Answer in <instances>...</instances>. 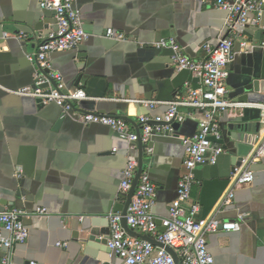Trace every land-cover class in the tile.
Segmentation results:
<instances>
[{
    "label": "crops",
    "instance_id": "0c3cea01",
    "mask_svg": "<svg viewBox=\"0 0 264 264\" xmlns=\"http://www.w3.org/2000/svg\"><path fill=\"white\" fill-rule=\"evenodd\" d=\"M78 5L92 36L77 49L54 52L51 60L69 89L82 87L89 99L74 103V111L63 118L58 102L44 104L0 88V210L49 211L25 219L30 236L16 246L14 264H125L111 254L108 244L89 250L75 233L84 224L107 232L109 214L126 209L131 194L121 193L120 184L129 157L139 159L157 185L156 215L168 216L185 157L181 137L197 132L202 112L182 108L186 119L178 122L173 134L156 133L152 153L140 142L122 139L109 126L85 125L78 113L123 117L139 132L140 115L163 114L167 102L184 95L188 85L201 86L197 73L175 68L172 49L160 43L174 37L189 57L203 60V46L217 43L227 17L218 0H79ZM56 26L54 13L43 9L40 0H0V83L5 88L33 87L38 67L28 55ZM110 27L127 39L107 38ZM239 30L242 38L236 41V58L226 80L228 96L263 103L264 19ZM20 32L27 38L4 36ZM241 39L249 43L242 47ZM137 99L161 103L149 107ZM240 122H260L258 132H249L257 140L264 133L259 109L225 112L220 117L223 140L217 143L227 152L217 165L195 171L193 197L201 204L200 216L241 222L240 231L208 235L216 264H264V158L250 165L253 183L238 187L233 203L223 204L233 188L231 173L245 169L255 151L244 156L235 146L234 126ZM59 242L67 244L58 246Z\"/></svg>",
    "mask_w": 264,
    "mask_h": 264
},
{
    "label": "built area",
    "instance_id": "2783aa9c",
    "mask_svg": "<svg viewBox=\"0 0 264 264\" xmlns=\"http://www.w3.org/2000/svg\"><path fill=\"white\" fill-rule=\"evenodd\" d=\"M79 0H40L43 9L52 11L56 28L29 54V59L38 64L34 74L33 87L11 90L0 83V88L19 96L40 99L44 104L58 102L63 105L62 117L74 111V103L89 99L82 87L69 89L63 74L56 70L51 55L57 51L73 50L84 44L92 34L87 31ZM218 6L227 11L225 26L216 44L206 43L203 48L206 58L195 60L189 57L179 42L171 37L162 41V47L172 49V64L179 71L189 70L200 77L201 86L188 85L184 95H177L167 102L165 113L148 116L140 115L139 132L132 129L127 119L97 112H79L78 120L85 125L103 124L111 127L129 143L141 142L147 152L152 153V138L158 132L174 133L173 122H182L186 113L182 108L201 111L197 132L192 136H182L185 147L182 173L178 183L177 198L170 204L168 216L158 217L154 211L158 201L157 185L149 172L141 167L137 158L129 157L123 170L120 192L133 195L124 211L109 214L110 235L108 247L111 254L125 264H216L210 251L208 235L224 230H241L240 220L222 221L218 217H201L202 207L193 197V188L198 183L196 169L203 165H216L225 152L218 144L223 138L220 117L227 111L244 108L259 109L264 116V102H242L231 99L226 80L230 75L229 65L236 58V41L242 38L239 29L249 25H260L264 19V0H218ZM24 40V32L5 33ZM105 36L115 41H125V33L108 28ZM242 47L249 42L241 39ZM135 102L156 107L161 102L137 99ZM116 151V149H114ZM264 158V133L259 138L248 166L230 175L232 190L224 199L230 205L238 187L250 185L255 179L251 164ZM49 213L46 207H38L30 212L18 207L0 210V264H14L15 248L27 242L30 230L25 219ZM240 219L243 215L239 216ZM126 223L127 227L124 225ZM130 231H137L136 236ZM67 243H58L66 246ZM174 250L173 255L167 248ZM30 264H37L32 261Z\"/></svg>",
    "mask_w": 264,
    "mask_h": 264
},
{
    "label": "water",
    "instance_id": "95a60500",
    "mask_svg": "<svg viewBox=\"0 0 264 264\" xmlns=\"http://www.w3.org/2000/svg\"><path fill=\"white\" fill-rule=\"evenodd\" d=\"M35 64L38 66L37 63H35ZM39 101H41V100L39 99ZM244 109H254V108H244ZM244 109H241V110H244ZM178 125H179V123L177 121L173 122L174 127L178 126ZM259 126H260V122H240L234 126L233 140L236 142L235 146L240 150L241 155L248 156L250 154V152L253 150V148H256V145H257L259 139L257 140L256 135H250L249 132H252V131L258 132ZM221 140H223V138ZM246 142H249L251 144V146L246 145L245 144ZM224 149H225V146H224ZM226 152H227V150L225 149V152L223 154H225ZM139 162L141 164L140 160H139ZM218 163H219V161H218ZM203 166H206V165H203ZM212 166H215V165H212ZM141 167H143L142 164H141ZM130 194H131V196H130V200H131V197L133 195V190L130 191ZM127 205H126V207H127ZM124 225L127 227L125 222H124ZM109 235H110V229H109V231L105 232L103 230L97 229L96 227H93V226L90 227L86 224H84L80 227L78 226V228L76 229V233H75V237H79L82 241H84L87 244L89 250H92L93 248L94 249L100 248L101 245H107L108 240H109ZM167 249L173 255L176 256L173 249H171L169 247Z\"/></svg>",
    "mask_w": 264,
    "mask_h": 264
}]
</instances>
